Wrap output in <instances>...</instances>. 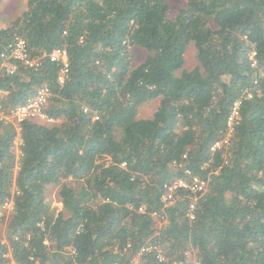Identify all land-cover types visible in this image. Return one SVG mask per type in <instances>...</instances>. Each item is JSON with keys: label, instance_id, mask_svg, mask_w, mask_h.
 Instances as JSON below:
<instances>
[{"label": "trees", "instance_id": "1", "mask_svg": "<svg viewBox=\"0 0 264 264\" xmlns=\"http://www.w3.org/2000/svg\"><path fill=\"white\" fill-rule=\"evenodd\" d=\"M183 1L171 18L169 0H27L0 28V54L20 38L42 60L0 72L4 110L45 86V113L58 120L19 133L0 121V264H130L148 244L170 260L264 264V0ZM190 45L197 66L186 70ZM132 47L146 52L135 67ZM56 48L68 57L62 84L47 57ZM149 101L153 115L138 118ZM191 177L207 185L192 220L189 188L161 200ZM48 186L59 189L56 214Z\"/></svg>", "mask_w": 264, "mask_h": 264}, {"label": "built area", "instance_id": "2", "mask_svg": "<svg viewBox=\"0 0 264 264\" xmlns=\"http://www.w3.org/2000/svg\"><path fill=\"white\" fill-rule=\"evenodd\" d=\"M255 53H251L250 59L252 60ZM49 62L58 64L60 68V72L58 75V82L60 84L63 83L65 76L68 71V57L67 52L64 48H56L50 52V54L47 56ZM1 58V66H0V72L5 75H13L17 72L19 69V66H24L33 70H36L40 67L42 60L41 58H31L29 54V50L27 49L26 43L20 39L16 38L8 47L6 50L3 51V53L0 54ZM253 66L255 65V61H253ZM49 96L48 90L45 86L39 88L34 97L30 100H28L26 103L17 105L13 108H11L8 112H6L3 108V105L1 103L0 98V121L3 123L11 124L15 128L16 132H20L21 124L25 121H33V122H39L48 126L55 125L58 120L49 118L46 113L45 109L47 106V98ZM240 102L237 101L234 103L232 112L230 117L228 118V127H229V133L231 132V127L237 117V111L239 107ZM20 145L21 141L19 136L15 139L14 145ZM226 144V140L215 142L210 150L216 151L221 148L222 145ZM18 154H19V148H18ZM186 174H190L189 171H185ZM166 190L164 195L162 196V201L165 203V205L170 206L174 203L175 197L174 191L178 188H189L193 200L190 203L187 216L190 220L194 219V208H195V202L204 195L207 189V185L204 181L199 180L197 177H191L190 183H187L183 180H177L173 182L169 186H165ZM13 209V204L11 200H6L2 206L1 210L3 212H11ZM140 211H143L140 209ZM151 217L154 219H158V214L153 212L151 214ZM0 241L1 243L5 242V239L3 236L0 235ZM154 255V258L157 262V264H200V262L194 258H191V254L188 252L185 254L184 260H170L166 254L163 248L160 245L157 244H148L144 245L139 253L138 256L133 258L130 264H138L140 257H143L144 255Z\"/></svg>", "mask_w": 264, "mask_h": 264}, {"label": "rangeland", "instance_id": "3", "mask_svg": "<svg viewBox=\"0 0 264 264\" xmlns=\"http://www.w3.org/2000/svg\"><path fill=\"white\" fill-rule=\"evenodd\" d=\"M26 1L27 0H3L0 3V28L9 27L11 23L14 22L15 19L25 11ZM183 5V0H169L170 17L174 18L177 15L178 9ZM130 54L132 67L142 63L146 56L145 50L139 47L130 48ZM195 66H197L196 53L193 46L190 45L185 53L184 69L191 70ZM157 105V101H149L144 103L138 108L137 117L142 119L150 118L156 110ZM56 124H58V122ZM18 148L19 145L17 143V145H14V150L17 155ZM58 190V188L51 186H48L45 190V199L55 214L62 209L60 198L58 196ZM2 213H4V216L7 218L10 214V211ZM4 228L5 225L1 223L0 235L5 234Z\"/></svg>", "mask_w": 264, "mask_h": 264}]
</instances>
